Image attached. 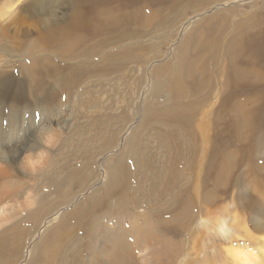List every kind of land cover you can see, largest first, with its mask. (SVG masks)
I'll use <instances>...</instances> for the list:
<instances>
[{"label":"rangeland","instance_id":"rangeland-1","mask_svg":"<svg viewBox=\"0 0 264 264\" xmlns=\"http://www.w3.org/2000/svg\"><path fill=\"white\" fill-rule=\"evenodd\" d=\"M37 1L39 0H0V10H6L4 17H0V74L7 79L9 86L8 99L3 105L6 111L0 117V125L3 128L10 125L6 117L10 106L16 108V113L22 117L30 119L28 125L20 123L22 129H15L20 132L18 138L27 144L21 153L17 152V160L10 161L11 153L7 152L3 155L6 163L0 159V168L5 169L9 175L6 176L8 186L0 188V191L12 193L11 189L16 182L19 186L15 199H2L1 195L0 205L7 208L18 205L17 202H26L29 209H34L35 199H63V194L70 189L71 193L67 196L70 202L60 206L51 215L60 216L63 212L72 210L77 202L83 203L93 193V186L103 182L106 165L121 161L127 170L124 187L113 195L97 193L103 201L96 207V212L91 210L87 214L94 221L89 219L87 225L79 230V234L72 235L67 242V249L60 247V255H71L78 251L79 264H103V256H99L97 250L102 251L103 246L112 247V243H105L106 236L118 235L113 239V245L117 247L119 255L132 250L133 264H156L152 254L157 248H161L157 245L154 247L156 238L163 239L162 236L168 233L165 237L176 241L175 245L180 249L174 251V258L166 261L167 264H234L227 249L235 248L252 250L264 264V113L257 118L246 136L239 111L244 106L249 107L251 101L244 96L237 97L227 105L226 111L218 120L230 124V127L224 135V127L221 125L219 140L216 142L218 144L215 143L214 146L211 138H206V133L213 136L216 129V118L210 109L216 106L218 100L211 97L207 101L196 99L199 94L206 93L215 86L212 82L197 95L190 96V109H194L195 103L197 104L196 114L194 111V115L190 117V130L174 124V128L170 127L173 135L163 139L159 134L168 125L161 116L155 117L152 112H148L146 122L140 123L144 117V108L147 110V107H161L169 103L163 96L165 93L150 95L148 75L154 67L173 59V51L181 36L158 32L155 25H145L143 28L140 23L129 30L130 34L139 29L132 38L113 42L108 38L114 33L105 32L100 36L107 40L99 44L100 58L92 56L95 67L70 85L65 93L68 98L66 96L61 99V106L37 105L35 96L28 91L31 87L28 81L24 84L25 99H16L14 95L20 88V81L24 79L20 65H28L30 58L36 54L33 40L40 30L39 24L52 19L55 14L59 16L63 13L67 18L71 12L68 0H51L47 6ZM232 1L236 3L243 0ZM261 1L256 0L257 3ZM147 8L144 11L150 12ZM210 13L211 10L205 13L203 10L193 15L200 14L202 17ZM238 14L237 11L230 18L236 19ZM187 23L186 21L184 24ZM126 48H135L134 55L125 56L124 61L117 66L111 64L112 60H107L106 57L111 52H121ZM211 80L216 78L212 77ZM258 90L264 103V88ZM183 101L189 105L184 97ZM48 129L51 131H47ZM192 137L196 138L195 142ZM34 141H41L47 147L46 151H42L44 153H39L42 155L40 157L35 148L28 147ZM69 178H73V181ZM54 182L58 183V187L52 191L53 186L50 184L54 185ZM2 183L3 180H0V184ZM89 184L91 186L88 187ZM20 187H27V193L20 191ZM4 195H7L6 192ZM23 211L9 221L22 219V215L26 213ZM257 217L260 221L254 223V218ZM31 220L38 221L40 216ZM47 220L44 219V223ZM129 221L133 222V228ZM29 223L21 222V227L33 226ZM95 224L97 225L94 226ZM164 229L169 230L166 232ZM30 230L32 234V228ZM42 230L43 226L37 228L33 240L30 236H22L20 245L23 251L19 249L17 254L8 250L0 252V264H27V252L38 241ZM95 232L101 250L97 249V245L91 244ZM138 235L144 238L140 239ZM73 236L80 237L81 244L76 245L78 250ZM121 239L126 240L131 249ZM144 240L150 241L143 243ZM103 242L105 245L101 244ZM57 263L62 264L59 261Z\"/></svg>","mask_w":264,"mask_h":264},{"label":"bare ground","instance_id":"bare-ground-1","mask_svg":"<svg viewBox=\"0 0 264 264\" xmlns=\"http://www.w3.org/2000/svg\"><path fill=\"white\" fill-rule=\"evenodd\" d=\"M37 2L46 5L50 3L51 0H39ZM67 4L71 8V12L69 11L70 13L67 18H65V14L63 13L59 16L55 14L52 16V19L49 18L48 21H42V23L39 24L41 25V27H39L40 30L37 32V37L35 36L33 40L34 44H36L33 47L36 48V50L34 49L36 54L33 58H30V63H28V65H20L24 79L20 81V88L14 95L16 99H25L24 84L28 81L31 86H29L30 89H28V91L30 93L32 92L31 94L35 96L37 105L51 104L57 107L61 106V99L67 96L65 93L68 91L67 89L70 85L76 83L81 76L95 67L92 56L98 59L100 58L99 47L101 46H99V44H103L107 40L102 39L100 36L105 32L114 33L108 38L113 40V42L132 38L139 29L131 31L130 34L129 30H132L133 25L140 23V26L143 28L145 25H155V30L158 32L163 31L174 34L175 36L176 34H181L178 45L173 51V59L171 58L172 60L164 65L154 67L148 75L151 91L150 95L157 94L158 92L165 93L163 96L166 97L169 103L161 107H147V110L144 108V112L142 113L144 117H142L140 123L146 122L148 112H152L155 117L161 116L163 122L168 125L166 130L162 129L161 134H159L163 139H168L173 135V129H170V127L174 124L181 125L187 130H190V117L194 115V111L195 114L197 112L196 103L194 109L192 107L190 109V96L197 95L200 90L205 87L207 88L209 83L212 82L213 84L215 83V86L208 92L199 94L196 99L203 101L211 97L218 100L216 106L210 109L212 110L211 113H213L216 118V129L213 136H210L208 132L206 133V138L208 140L211 138L214 146L217 140H219L218 136L220 135L221 125L224 127V135L230 127V124L221 123L218 120L221 119L226 111L227 105L237 97L244 96L249 102L251 101L249 107L244 106V108L239 111L246 136L249 135L257 118L261 117V115L263 116L264 103L260 90L258 89L264 88V0L259 3H257L256 0H243L241 2L237 1L236 3L232 0H68ZM145 7H148L150 12H145ZM38 9L39 8H37V10ZM246 9L250 10L246 11ZM203 10L204 13L211 10V13L202 17L199 16L200 14L193 15V13ZM237 11L239 12L238 17L236 19H231L230 16ZM55 12H51V14ZM5 13L6 10L1 9L0 17H4L3 15ZM186 21L188 23L184 24ZM92 44L93 47L91 46ZM34 50L32 51L34 52ZM134 50L135 48H126L121 52L113 51L107 55L106 58L108 61L112 60V65L117 66L121 61H124L125 56H133ZM31 56H33V54H31ZM81 58L83 59L81 60ZM1 76L2 74H0V117H2L3 113L6 111L3 105L4 101L8 99L9 92L8 81ZM212 77H214V79L216 78V80L212 81ZM183 97L187 99L189 105L187 103L185 104ZM7 110L9 113H6V117L10 125L8 128H3L0 125V159L5 163L6 161L4 159L6 158L3 156L5 152L11 153L9 160L13 162L17 160V152L20 151L21 153L23 147H25V145L27 146L25 142H22V140L18 138L20 132L15 129L16 127L22 129L21 124L28 125L30 122L29 118L22 117L16 113V108L10 106ZM232 125L236 126L237 123H232ZM47 131L50 132L51 130L48 129ZM45 133L46 132H44V134ZM195 139L196 138H193L194 142ZM40 140H42V137ZM202 141L204 142V139ZM217 144L218 143H216V145ZM28 147L30 149L35 148L39 157L42 156L39 153H44L42 151H46L47 148L42 145L41 141H34V143H30ZM3 148H6V150L4 151ZM120 162L121 161L117 164L106 165L105 173L103 169V182L93 186V193L90 192L91 195L87 197V199H84L85 201L83 203L77 202L75 206L72 207V210L63 212L60 216L51 217L60 206L70 202V199H67V196L71 193L70 189L67 193L63 194V199L60 197L56 199H46V201L43 198L40 201H36L35 199L36 207L34 206V209H29L26 202L21 203L17 202V200L14 202H17L18 205H10V207L7 208L0 205V252L4 253L5 250H8L9 252L17 254L19 249H21L20 242L22 236H30L29 238L33 240L34 232L37 228L43 226L38 241L35 242L32 248L27 252V264H59L57 263L58 261L62 264H71V262L72 264H79L78 251H75V253L71 255L67 253L65 255L62 254V256L60 255V247H68L69 243L67 242L70 240V237L75 233L77 235L79 230L87 225L86 222L90 219V217L87 216L89 211L90 213L92 212L91 210H93V213L96 212V207L103 201L100 196L98 197V192H104L105 195H113L124 187L127 177L125 173L127 170L126 165ZM6 167L9 166L7 165ZM2 176L3 178H0V180H3L6 184H0V188H5L8 186L6 176L9 175L5 169L0 168V177ZM81 180L84 181L82 177ZM92 182L90 184H93ZM57 184L55 182L54 185L52 183L50 184L53 186L52 191L58 187L56 186ZM90 184L88 187L91 186ZM17 185L18 183L16 182V185L11 189L12 193L4 190L7 195H4L5 192L0 191V197L2 195V199H15L14 197H16L19 192V186ZM83 185L81 186L83 187ZM82 187L79 188L82 189ZM27 189V187H20V191L24 193H27ZM27 197L29 198V195H27ZM23 210L26 211V213L23 214L24 216L22 215V219L12 222L9 221ZM37 215L40 216V220L32 221L31 219L35 220ZM96 216H98V214ZM101 218L103 217L101 216ZM44 219L48 220L44 223ZM90 220L92 221L93 219ZM259 221V217L254 218V223H259ZM21 222H30L33 226L21 227ZM8 223H11V225H8ZM99 224L102 225L103 223ZM132 224L133 222H131L130 226L133 228ZM139 225L138 223V227ZM121 227L122 226H120V228ZM131 227L130 231L133 232ZM30 228H32V234H30ZM150 228H152V226H150ZM135 230L137 231V229ZM162 230H160L161 233H163ZM168 230H166V232ZM136 231L134 234H136ZM146 232H148V230H146ZM166 232H164V234ZM166 235L169 234L167 233L165 236ZM113 236H106L105 239V243H112V247L103 246L102 251L97 250L99 256H103V264H133L131 257L133 254V252H131L132 250L128 252L126 249L127 251L119 255L117 247L113 245V239L118 237V235ZM165 236H162L163 239L159 237V240L156 238L157 242L156 240L153 242H156L154 244L155 246L153 245L154 247L161 246V248H163L164 245L163 250L157 248V250L153 251L154 253L152 256L154 255L153 258L156 264H163V261H165V264L166 261L172 260L174 258V251H177V249L179 251L180 249L179 246L175 245L176 241L168 239L169 237L166 238L167 236ZM135 237L137 236L135 235ZM79 238V236H73V239H75V247L81 244ZM123 239H121V242ZM124 241L125 243L127 242L126 240H123V242ZM147 242L145 241L143 243ZM127 243L126 246L128 245ZM91 244L93 246L97 245V249L101 250L96 232ZM101 244L105 245L104 242ZM176 246L178 248H176ZM76 248L78 250V247ZM174 248H176V250ZM128 249H131V246ZM93 250L95 249H92V251ZM120 251L122 252V250ZM227 252L234 261V264H262L259 256L250 249H227ZM18 255L20 256V254ZM170 263L171 262H169V264Z\"/></svg>","mask_w":264,"mask_h":264}]
</instances>
